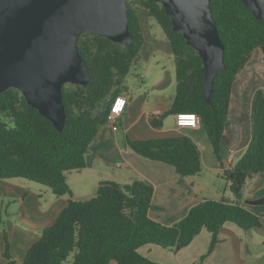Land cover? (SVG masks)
<instances>
[{
  "label": "trees",
  "instance_id": "obj_1",
  "mask_svg": "<svg viewBox=\"0 0 264 264\" xmlns=\"http://www.w3.org/2000/svg\"><path fill=\"white\" fill-rule=\"evenodd\" d=\"M210 11L224 47L225 69L213 80L210 105L201 97L202 62L187 46L171 20L153 0H126L129 48L105 38L83 34L78 51L85 60L89 83L63 87L66 120L61 132L26 104L17 90L0 94V180L20 179L50 189L55 197L71 191L67 174L85 168V156L116 97L125 91L124 81L142 45L136 8L147 11L165 34L175 60V97L169 108L151 125L179 113L199 116L213 153L220 162V144L227 118L231 86L256 49L264 57V21L256 20L240 0H209ZM251 138L243 156L223 177L235 202L203 200L172 226H163L148 217L153 189L141 182L124 185L99 183L87 201L69 198L54 223L42 230L21 264H157L138 250L153 244L165 250L186 247L203 229L211 234L207 254L217 243V233L226 223L247 232L261 227V221L240 202L243 189L255 175L264 173V91L257 90L251 102ZM126 145L142 158L172 166L179 177L201 171L200 152L186 136L130 140ZM3 257L9 255L5 240ZM203 256L201 261L204 260Z\"/></svg>",
  "mask_w": 264,
  "mask_h": 264
},
{
  "label": "crops",
  "instance_id": "obj_2",
  "mask_svg": "<svg viewBox=\"0 0 264 264\" xmlns=\"http://www.w3.org/2000/svg\"><path fill=\"white\" fill-rule=\"evenodd\" d=\"M136 14L142 45L120 95L126 100L125 110L116 121V130L108 123L98 130L88 147L85 168L68 173L67 182L75 177L78 197L84 198L86 194L94 197L104 181L118 185L141 181L153 189L148 217L172 226L203 200L235 202L223 172L243 156L250 143L251 102L257 90L264 91V57L256 49L231 86L219 162L202 125L178 128L175 115L162 119L158 128L151 125L169 110L175 97V60L166 36L147 11L137 7ZM156 111L160 115L154 116ZM182 136L189 137L200 152L201 171L196 175L179 177L172 166L142 158L126 145V138ZM30 185L20 179L0 180V264H7L3 257L5 240L10 257L21 264L42 230L54 223L70 198L55 197L51 191ZM69 188L70 199L79 201ZM242 195L241 206L260 219L261 227L245 232L226 223L209 254L211 234L205 229L178 251L149 244L139 248V254L157 264H264V173L250 179Z\"/></svg>",
  "mask_w": 264,
  "mask_h": 264
},
{
  "label": "water",
  "instance_id": "obj_3",
  "mask_svg": "<svg viewBox=\"0 0 264 264\" xmlns=\"http://www.w3.org/2000/svg\"><path fill=\"white\" fill-rule=\"evenodd\" d=\"M202 62L201 97L210 105L213 80L225 69L224 47L209 0H153ZM264 21V0H240ZM83 34L130 47L126 0H0V94L14 89L58 132L65 120L63 87L86 86L78 51Z\"/></svg>",
  "mask_w": 264,
  "mask_h": 264
},
{
  "label": "built area",
  "instance_id": "obj_4",
  "mask_svg": "<svg viewBox=\"0 0 264 264\" xmlns=\"http://www.w3.org/2000/svg\"><path fill=\"white\" fill-rule=\"evenodd\" d=\"M125 105L126 100L123 96L116 97L111 105L107 123L111 125L113 130L117 129L116 121L123 114ZM156 115H160V112L156 111L154 116ZM175 124L178 128L194 129L201 125V120L198 115L193 113H179L175 115Z\"/></svg>",
  "mask_w": 264,
  "mask_h": 264
},
{
  "label": "rangeland",
  "instance_id": "obj_5",
  "mask_svg": "<svg viewBox=\"0 0 264 264\" xmlns=\"http://www.w3.org/2000/svg\"><path fill=\"white\" fill-rule=\"evenodd\" d=\"M128 1H133V0H128ZM151 18V17H150ZM165 35V34H164ZM25 181V180H24ZM25 182H29V181H25ZM68 182L70 183L69 185L71 186V189H72V192L74 194L75 197H77L78 199H80L79 201H82V199H88L90 197H92L94 194H86L84 196V198L82 197H78V191H77V188H79V186H77V179L74 178H68ZM31 185V187L35 186V188H38V189H42V190H47L48 192H50V189H48L47 187H44V186H41L39 184H36V183H32V182H29ZM4 214V213H3Z\"/></svg>",
  "mask_w": 264,
  "mask_h": 264
}]
</instances>
